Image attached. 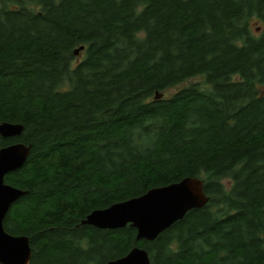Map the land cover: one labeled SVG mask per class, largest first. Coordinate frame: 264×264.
<instances>
[{
    "label": "trees",
    "instance_id": "trees-1",
    "mask_svg": "<svg viewBox=\"0 0 264 264\" xmlns=\"http://www.w3.org/2000/svg\"><path fill=\"white\" fill-rule=\"evenodd\" d=\"M0 121L24 127L0 148L31 146L4 220L29 264L135 245L151 264H264V0H0ZM187 176L208 203L153 241L81 224Z\"/></svg>",
    "mask_w": 264,
    "mask_h": 264
},
{
    "label": "water",
    "instance_id": "water-1",
    "mask_svg": "<svg viewBox=\"0 0 264 264\" xmlns=\"http://www.w3.org/2000/svg\"><path fill=\"white\" fill-rule=\"evenodd\" d=\"M84 46L75 50L78 54ZM156 94L155 97H162ZM21 123L0 121V135L12 138L21 135ZM31 146L14 142L0 148V263L29 264L32 257L27 235H14L4 227V220L12 206L26 191L6 182L5 176L22 168ZM210 197L203 179L187 176L180 181L153 187L142 195L116 202L106 208L94 209L81 221L100 229H117L130 225L137 230L136 240L153 241L160 233L182 220L192 209L204 207ZM105 264H151L147 249L135 245L126 255Z\"/></svg>",
    "mask_w": 264,
    "mask_h": 264
},
{
    "label": "rangeland",
    "instance_id": "rangeland-1",
    "mask_svg": "<svg viewBox=\"0 0 264 264\" xmlns=\"http://www.w3.org/2000/svg\"><path fill=\"white\" fill-rule=\"evenodd\" d=\"M260 25H262V24H260L258 21H254L253 24H252L253 29L255 27H257V26H260ZM256 31L257 32L260 31V28H258ZM82 57H83V54L81 53L80 54V58H82ZM193 83H197V84H200L201 86H205L203 77L202 76H195V77L189 78V79L183 81L182 83H180V84H178V85L166 90L165 94L171 95L175 91H177L178 89H180V88H182L184 86H188V85L193 84Z\"/></svg>",
    "mask_w": 264,
    "mask_h": 264
}]
</instances>
